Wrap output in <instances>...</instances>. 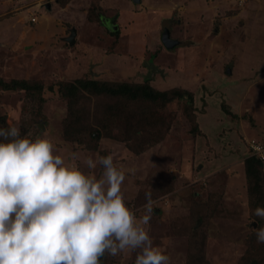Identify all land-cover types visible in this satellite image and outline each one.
<instances>
[{"label": "rangeland", "instance_id": "rangeland-1", "mask_svg": "<svg viewBox=\"0 0 264 264\" xmlns=\"http://www.w3.org/2000/svg\"><path fill=\"white\" fill-rule=\"evenodd\" d=\"M94 78L191 98L139 109L167 132L136 154L126 139L144 133L127 134L106 99L77 103L78 121L57 92L60 82ZM12 80L38 83L42 95L0 86V125L49 134L60 154L97 175L101 166L86 159L113 154L137 216L151 193L150 235L170 264H264L255 236L264 218L251 215L243 170L246 142H264V0H0V81ZM77 122L111 136L72 142ZM135 255L106 253L103 264H134Z\"/></svg>", "mask_w": 264, "mask_h": 264}, {"label": "clouds", "instance_id": "clouds-1", "mask_svg": "<svg viewBox=\"0 0 264 264\" xmlns=\"http://www.w3.org/2000/svg\"><path fill=\"white\" fill-rule=\"evenodd\" d=\"M86 164H99L100 174L60 154L47 133L0 125V264H101L106 253L124 252H136L134 264H170L150 235L151 193L137 216L113 154L89 156ZM252 214L264 218V206ZM255 236L264 243V225Z\"/></svg>", "mask_w": 264, "mask_h": 264}, {"label": "trees", "instance_id": "trees-1", "mask_svg": "<svg viewBox=\"0 0 264 264\" xmlns=\"http://www.w3.org/2000/svg\"><path fill=\"white\" fill-rule=\"evenodd\" d=\"M0 86L6 90L23 88L26 91H33V94L39 98L42 95V87L38 83L28 85L24 81L12 80L10 82L0 81ZM57 92L67 101L68 104H70V106H72L71 108L68 106L70 116L72 115L76 117V120L78 121L80 118L82 119V112H73V110H71L77 103L79 105L78 109L80 108V110H82L85 103L89 100V96L91 98L106 99L109 102L107 107L112 109L111 113L117 115L116 117L123 118L125 121L127 134L131 133L132 135H135L133 132H137V127L141 129L140 131L142 133H144L145 139L142 138L139 140L138 136H134L135 140L131 143L129 137L126 139V146L128 148H131V146L136 147V154H139L153 144H156L157 140H160L162 134L167 132V128L164 125L160 123L151 125V123L145 119L147 107L152 105L157 98L170 101L174 99V97L183 98L184 94L191 98V93L184 90L172 89L160 91L152 88L145 82L142 84H132L126 82L99 81L95 78L76 80L73 83L60 82L58 83ZM188 108L189 107L186 106V110L184 111H186L188 116H192L191 111H189ZM139 109L146 110L142 116ZM76 124L78 128L74 133L70 134V141L72 142H76V139H80L87 135L91 140H98L101 135L104 136L103 131L105 130V134L108 137L111 136L108 131L109 129L103 128L100 124L95 128L89 127V131L87 128L83 129L81 122H77ZM153 127L157 130H153ZM195 129L196 128H194L193 131H195ZM95 133L98 135L97 137L94 136ZM155 133L158 136H156ZM243 170L247 187L248 206L251 210L257 205L264 206V171L262 169V164L255 158L248 156L247 153V156L243 160ZM251 215L256 219V222L258 221L261 223L263 218L254 216L253 214ZM105 258L106 254L100 257L101 264L104 263Z\"/></svg>", "mask_w": 264, "mask_h": 264}, {"label": "built area", "instance_id": "built-area-1", "mask_svg": "<svg viewBox=\"0 0 264 264\" xmlns=\"http://www.w3.org/2000/svg\"><path fill=\"white\" fill-rule=\"evenodd\" d=\"M34 21V19L32 20ZM248 156L255 158L262 164V169L264 171V142L250 140L246 142Z\"/></svg>", "mask_w": 264, "mask_h": 264}, {"label": "water", "instance_id": "water-1", "mask_svg": "<svg viewBox=\"0 0 264 264\" xmlns=\"http://www.w3.org/2000/svg\"><path fill=\"white\" fill-rule=\"evenodd\" d=\"M135 1V0H134ZM136 1H138V0H136ZM114 29H116V28H114ZM74 31H72L71 32V35L69 36V38L67 39V42H69V44H72V42H73V36H74ZM169 41V39H168V35H167V33H165L164 34V36H163V39H162V42L164 43V44H166V42H168ZM166 46V45H165Z\"/></svg>", "mask_w": 264, "mask_h": 264}]
</instances>
